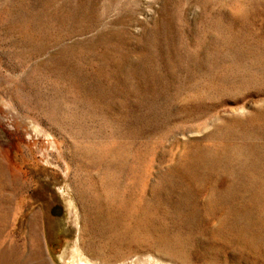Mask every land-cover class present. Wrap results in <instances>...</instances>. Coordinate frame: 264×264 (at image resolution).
Returning <instances> with one entry per match:
<instances>
[{"label":"rangeland","instance_id":"374dc122","mask_svg":"<svg viewBox=\"0 0 264 264\" xmlns=\"http://www.w3.org/2000/svg\"><path fill=\"white\" fill-rule=\"evenodd\" d=\"M76 247L264 264V0H0V264Z\"/></svg>","mask_w":264,"mask_h":264},{"label":"bare ground","instance_id":"6f19581e","mask_svg":"<svg viewBox=\"0 0 264 264\" xmlns=\"http://www.w3.org/2000/svg\"><path fill=\"white\" fill-rule=\"evenodd\" d=\"M5 181V180H4ZM6 187V186H5ZM5 200V199H4ZM74 261L73 264L78 263V264H97L94 262H91L89 259H87L86 257H83L82 253L79 251L78 247H76L75 249H73V256L72 259ZM139 260V259H138ZM72 261V262H73ZM132 262V261H131ZM134 262V261H133ZM136 264V262H134Z\"/></svg>","mask_w":264,"mask_h":264}]
</instances>
